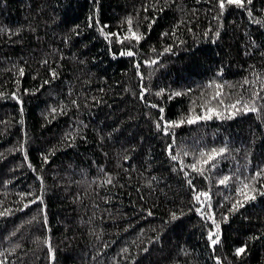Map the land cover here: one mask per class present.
Wrapping results in <instances>:
<instances>
[{
    "label": "trees",
    "instance_id": "1",
    "mask_svg": "<svg viewBox=\"0 0 264 264\" xmlns=\"http://www.w3.org/2000/svg\"><path fill=\"white\" fill-rule=\"evenodd\" d=\"M261 171L264 0H0V261L264 264Z\"/></svg>",
    "mask_w": 264,
    "mask_h": 264
},
{
    "label": "snow or ice",
    "instance_id": "2",
    "mask_svg": "<svg viewBox=\"0 0 264 264\" xmlns=\"http://www.w3.org/2000/svg\"><path fill=\"white\" fill-rule=\"evenodd\" d=\"M251 3H252V0H218V8L221 11V13H223L226 10V8L229 7V6H235L238 9H245L246 6L250 5ZM248 14H249V16H251V14H252L251 11H249ZM257 23H259V21ZM127 24L129 25L128 31L131 33V36H125L123 39L124 40L135 39L136 41H139L142 37L137 35L135 32L132 31V28H131L132 19L131 18H128ZM101 31H103V29H101ZM113 35H115V34H113ZM217 35H219V33H217ZM117 41L121 42V43L123 42V40H120L119 37H117ZM166 51H168V49H166ZM121 55H127V56L131 57V56L134 55V53L132 51H127V52L121 53ZM152 63H155V61H152ZM138 67H139V65H137V68ZM21 75H23V70H21ZM177 95H179V93H177ZM238 103H240V102L238 101ZM152 107H156V105H152ZM231 107L235 108V105H232ZM244 108L246 110H248V111H253V112L257 111V109L254 106L253 107H249L248 104H245ZM53 111H55V110H53ZM160 111L163 112L164 110L161 108ZM208 118L210 119L211 117H208ZM229 118H231V117H229ZM161 119H163V117H161ZM197 119H199V117ZM182 122L183 121H181V123ZM188 122L189 123H194L195 121L192 120V119H189ZM175 126H179V125H175ZM157 128L158 129L160 128V124H157ZM225 151H226V149H224V148H221L219 150L213 149L212 153L208 156V159L203 161V164H205V165L209 164L211 161L215 160L216 156L224 153ZM185 154H187V153H185ZM201 155L203 156L204 154L201 153ZM171 158L173 160H175L177 157L175 155H172ZM212 166L214 167L215 165L213 164ZM191 167H192L193 171L199 172L201 175H203V169L202 168H197L196 164L191 165ZM261 176H264V171L257 172L255 174V176L253 177V179H256V178L261 177ZM228 179H229V177H225L223 180L220 181V183L221 184H225ZM108 183H111V180H109ZM189 184H191V180H189ZM262 186H264V185H262ZM249 188H250V184H248V183L243 184V189H249ZM243 189L241 190L240 194L245 196L246 200H254L255 199L254 195H249ZM252 190L255 191L254 188ZM260 194L264 195V192H262ZM201 197H206L207 198L208 197V193H204V192L198 193L195 196V200L196 201H200ZM37 199L39 200L40 198L38 197ZM35 202L36 201L34 200L33 203H35ZM41 202H42V200H41ZM242 206H243V204L238 201L237 204L234 205L233 207L237 208V207H242ZM25 207H27V205H25ZM0 215H4V213H0ZM149 215H151V213H149ZM175 218L176 217L174 216L173 219H175ZM213 223H215V222L213 221ZM216 227L219 228V225H216ZM214 235L215 234L212 233V232H209V234H208V239L211 241L212 245H216L220 241L219 235H215V238H213ZM50 251H51V249H50ZM244 252H245V248L244 247L236 249V255L237 256L241 255ZM0 255H2V253H0ZM0 264H5V262L4 261H0Z\"/></svg>",
    "mask_w": 264,
    "mask_h": 264
}]
</instances>
